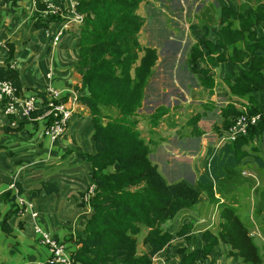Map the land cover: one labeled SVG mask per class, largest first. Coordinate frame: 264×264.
Wrapping results in <instances>:
<instances>
[{"label":"trees","instance_id":"16d2710c","mask_svg":"<svg viewBox=\"0 0 264 264\" xmlns=\"http://www.w3.org/2000/svg\"><path fill=\"white\" fill-rule=\"evenodd\" d=\"M146 1L77 0L76 10L84 17L78 27L76 69L82 78L78 100L87 107L92 122L96 152L84 158L90 165L89 173L96 190L89 203L91 215L82 234L75 237V248L70 252L76 264H152L151 257L163 250L174 235L181 234L171 233L165 227L179 209L198 203L201 193L209 199L214 198L215 193H236L235 189L242 183L239 172L244 164L255 162L259 168L264 167L259 149L250 144L255 137H263L264 122L252 126L247 136L224 144L218 151L213 146L207 149L208 164L194 184L183 179L168 182L158 165L150 160L151 149L138 129L136 118L144 87L157 60L156 49L144 48L139 41L144 19L138 14V8ZM38 6L42 9V5ZM227 8L225 6L221 12ZM239 13L236 26L225 13L228 20L221 15L215 43L201 39L192 44L187 65L192 73L201 74L199 81L203 85L211 87L213 79L204 78L209 68L199 67V62L231 60L232 63L237 60L240 68L234 77H227L225 81L233 96L249 102L248 112L251 113L257 106L254 92L264 89V35L257 37V31L264 30V5L256 4L252 14ZM46 24L40 15L33 17L35 28ZM247 25L253 28L252 32L248 33ZM246 29L248 36L244 34ZM258 38L261 40L256 41ZM223 47L226 54L218 50ZM260 50L263 53H258ZM12 52L10 49V55L0 64V78L9 81L15 93L20 95L23 88L17 70L10 62ZM33 91L42 100L31 113V117H36L45 112L47 96L45 92ZM227 106L221 110L224 126L231 123L230 116L240 112L233 104ZM164 114L159 108L151 115L142 116L141 120L154 128ZM148 130L152 132L151 128ZM245 157L248 159L244 160ZM15 185L21 193L19 184ZM40 190L52 194L58 188L55 183L44 180ZM3 196L4 200L15 198L10 192ZM80 204L85 207L84 203ZM14 215H22V212L13 209L0 217V228L6 234H11L9 219ZM220 216L218 232L206 230L202 234L206 242L203 249L185 254L181 264H191L200 254L206 256L219 240L225 241L229 251L243 263L263 264L259 248L234 201L233 204H221ZM182 230L186 231V227ZM142 232V244L148 247L147 251L138 250V236Z\"/></svg>","mask_w":264,"mask_h":264},{"label":"crops","instance_id":"0c3cea01","mask_svg":"<svg viewBox=\"0 0 264 264\" xmlns=\"http://www.w3.org/2000/svg\"><path fill=\"white\" fill-rule=\"evenodd\" d=\"M177 1L180 3L182 0H175V3L179 4ZM213 1L215 2V0L207 2L212 3ZM220 1L225 2L226 0ZM236 1V4H241L240 0ZM38 4L42 5V0H0V64L10 55V49H12L10 62L19 74L23 93L27 94V91L33 92V90L43 92L50 87L62 91V99L65 100L70 91H78L82 88V78L76 69L79 58L78 25L71 21L67 28L61 31L62 25L71 17L67 13L65 16L52 18L45 27L35 28L33 17L40 15ZM205 4L209 5L210 3ZM225 6L233 10L232 5H225V3L221 5L220 9ZM138 14L144 16L139 10ZM215 15L213 18L212 15L205 17L207 21L213 20L210 23L211 28L207 27L208 23L202 24L203 28L201 27L200 30L198 29L199 24L189 25L188 32L192 37H195L197 40L195 42H199L203 38L210 39L215 43V35L221 17L218 12ZM58 33L60 35L56 44L51 45L52 36ZM257 34L264 35V30H258ZM139 41L142 47L155 48L157 53V60L142 96L143 101L151 107L148 106L146 109L150 108L153 111L152 114L162 108L165 112L162 117L176 114L175 117L179 119L181 115L177 113H193L200 102L210 100L214 106L221 101L220 98L227 100L228 88L224 81L227 74L231 73L234 68L239 69L238 62H236L237 64L215 60L199 62V67L209 68L208 74L204 78L211 77L213 79L212 86L200 84L201 74L196 72L194 73L195 83L191 96L190 91L187 92L188 89L182 85L183 80L178 76V73L177 76H173V73L176 72L174 71L176 67L175 59H173L174 51H172L174 55L172 59L165 63L162 60L163 57L160 56L162 51H158L156 46H151V44L144 46L140 39ZM168 41L175 43L177 40L174 38L167 40L165 48H170ZM214 45L216 46V44ZM218 50L221 53L226 52L225 47L218 48ZM204 57L206 58L207 54ZM50 67L52 75L48 77L47 73ZM184 78H186V74ZM26 88L33 90H26ZM202 90L207 94L200 100ZM225 101L224 103H227ZM220 107L214 106L211 109L221 111ZM77 113L65 133L54 143H51L49 140L45 141L42 133L44 117L36 116L29 120L19 114L5 116L0 109V217L13 210L11 201L4 200L3 195L7 192L11 193L9 188L11 183H17L22 189L20 194L34 204L39 213V223L42 228L65 242L70 249L75 248L73 241L75 237L82 234L85 223L91 215V209L81 206L80 196L86 186L93 182L89 173L90 165L85 161L84 156L94 155L96 152L89 111L83 105L77 109ZM216 117H218L216 121H212L207 127H204L201 120L207 121L208 115L202 114L199 120L196 119L194 123L190 124V133L180 139L182 145H186L188 148L179 149L176 153L179 157L189 158L191 163L187 166V171H193L197 173V176L208 164L206 152L213 146L214 134L212 135V133L223 119L221 114ZM171 137H175V135L173 134ZM197 150L198 157L193 161L191 157H196ZM166 152L168 153V151ZM170 154L176 157V154ZM261 155L263 156L264 152L261 151ZM163 176L165 175L163 174ZM181 179L189 183L186 179ZM44 180L55 183L58 191L52 194H47L44 190L38 191ZM191 183L194 182L191 181ZM255 184L260 186L259 182ZM219 195V193H215L214 197ZM206 199L201 193L198 203L192 207L178 210L176 218L169 222L166 228L171 233L181 232V234L174 235L152 264H181L185 254L196 249H203L206 242L203 241L202 234L206 230L218 232L219 222L222 221V218L220 208L216 203L205 209L208 212L207 217L200 215L205 211L203 205ZM258 200L261 201L260 198ZM216 208L219 210V220L215 219L214 221L210 217L213 216ZM215 222H217L216 225ZM9 224L12 229L11 235L5 234L0 228V264H44L48 257V250L39 243L37 238H34L30 230H26V227L31 229L28 215H14L9 219ZM184 226L186 231L182 230ZM147 249L148 247L143 244L138 248L139 251H147ZM191 264L245 263L229 251L225 241L219 240L206 256L198 255Z\"/></svg>","mask_w":264,"mask_h":264},{"label":"rangeland","instance_id":"374dc122","mask_svg":"<svg viewBox=\"0 0 264 264\" xmlns=\"http://www.w3.org/2000/svg\"><path fill=\"white\" fill-rule=\"evenodd\" d=\"M207 1L208 0H182L180 1L181 4L177 1V3L180 4V8H179L178 7L179 4H176L175 0H148L147 2H144L141 4V8L140 6L138 8L139 12L143 13L144 15L143 19L145 23L144 27L139 32V39L141 40L142 45L145 46V44H148V45L151 44V46H156L158 51H162L160 56L161 58L163 57L162 60L165 63H168L172 59V57L174 56L172 51H174L175 57H173V59H175L174 63L176 65V67L174 68V71L176 72L173 73V76H177V73H178V76L183 80L182 85L188 89V90L186 89L187 92L190 91L191 96H192V91H193L192 87L195 83V78H194L195 75L194 73H191L187 65V55H188L190 47L197 40L195 39V37H192L189 34L188 32L189 25L199 24L198 29L200 30L202 27V24L208 23L207 27L211 28L210 23L213 22V20L210 19L207 21L205 17H207V15L208 16L212 15V18H213L214 16H216L215 15L216 12H218V14L222 15L223 18H225L226 20H228V18L229 19L231 18V20L234 21L233 26H236L238 25V22L236 20L240 18L237 13L239 12L251 13L252 8H254L256 4L264 5V0H263V3H262V0H240L241 4L239 3L236 4L237 3L236 0H226L225 2L224 1L222 2L220 0H215V2L213 1L212 3L207 2ZM205 3H210V4L207 5ZM223 3H225V5H232L234 9L233 13L230 12L231 8L229 7L221 12L220 8ZM229 12L230 14L228 17L227 13ZM224 13L226 14L228 18L224 15ZM160 14L163 16H161ZM233 14H235V17ZM239 23H240V20H239ZM249 28H250V31L248 33L252 32L253 30L251 26L248 27L247 25V29ZM247 29L244 30L245 36H248L246 35ZM257 37H259V35H257ZM171 38H174L177 41L175 43H171L168 41V45L170 46V48H165L164 45L167 43V40H170ZM258 40H261V39L259 38L256 39V41ZM163 47L164 49H162ZM259 52L263 53V50H260ZM244 55L245 54H243V58H244ZM230 61H227V62L231 63ZM236 61L235 60L232 61V64L233 63L237 64ZM236 70L237 69L234 68L231 71V73L227 74V77H231V76L234 77ZM185 74H186V78H184ZM226 82L227 80L224 81L225 85L227 86ZM200 84H203V82L200 81ZM28 90H31V89H28ZM27 94H34V91L33 92L27 91ZM206 94L207 93L204 90H202V92H200L201 96L199 97V99L202 100V97L203 96L205 97ZM226 97H227L226 101H225V98H220L219 100L221 101L218 104H215L214 106H221L220 109L226 107L227 105L230 107L233 101L239 99L236 96H233L229 88H228V94ZM224 101L227 103H224ZM245 101L246 100H243V99L241 100V102H245ZM148 106L149 105L146 102H144L142 98V104L140 108L137 110L136 118L138 120V123H137L138 129L141 131L142 136L149 143V147L151 149L149 158H151L152 162L158 165L159 171L165 175L164 177H166V180L168 182L170 181L174 182L178 179L184 178L187 181H189V183L191 181L195 183L197 173H194L193 171L192 173L189 170L187 171L188 169L187 166L191 163L189 162V158H187L188 159L187 160L185 158L179 157L176 153L179 149L182 150L184 148H188L186 145L184 146L182 145V142L180 139H183L184 137L187 136V134L190 133L191 122L193 123L196 119L199 120L202 114L208 115L207 121H204L203 119L201 120L202 125L204 127H207L209 123H211L212 121H216V119L218 118L216 116H219V114H221V117H222L223 113H221V111H219L218 109H214V110L211 109L214 107L213 102L210 100H206V102L198 103L196 106L198 108L197 109L195 108L196 110L193 113H187V112H184L181 114L177 113L178 115H181L179 119L175 117L176 114H173V115L170 114L165 117L161 116L159 118L157 125L154 126V128H152L151 126L149 127L148 122L141 120L142 116L145 117V116L152 114L153 111L150 110L151 108L150 106H149L150 108L146 109ZM76 116L77 114H73L69 122V125H71V122ZM197 116L198 118H196ZM69 125L68 127H70ZM150 128L152 132H149L148 129ZM173 134L175 135V137H171ZM213 134H214V137H213L214 143L212 142V145L216 143L215 129L212 135ZM44 139L45 141H47L48 137L44 136ZM250 144H252L254 147H257L259 149V154L261 155V151L264 152V149H263L264 148L263 147L264 135L262 138L253 139V141H251ZM163 145H168V146L161 147ZM245 149L250 150L249 148H245ZM245 149L243 150L246 151ZM166 151H168V153ZM170 153L176 154V157L171 156ZM197 153H198V150L195 152L196 157H191L192 158L191 160L194 161L198 157L199 153L198 154ZM239 154H240V151H239ZM263 158H264V155H263ZM246 159H248V157L244 158V160ZM239 173H240V178H241L242 183L240 184V186H238L235 189L236 193L227 192V191H224L223 189L225 193L219 196H215L214 198H211V199H209L205 194H203L204 197L207 198L206 200H204L205 204L203 205L204 206L203 210L213 205V203H216L218 207L220 208L221 204L223 203L233 204V201H234V205L238 208L240 212V215H241L240 217L249 227L250 235H252L256 245L259 248L260 254L262 255V258H263V264H264V190H262L264 189L263 188L264 187V167L259 168L255 164V162L253 163L249 162L243 165ZM256 182H259L260 186H256L255 184ZM253 187L255 188L252 190ZM259 198L261 199V202L258 200ZM10 203L13 207V202H10ZM207 214L208 212H206L205 210L204 213L200 215L203 217H207ZM218 214H219V210H217L216 208V210H214L213 216L210 218L214 221L215 219L219 220ZM175 218L176 216L168 220V222L165 223V227L166 225L168 226L169 222H171ZM216 223L217 222H215L214 224L216 225ZM26 230L27 231L30 230L34 238L38 237L32 231V228L30 229L29 227H26ZM143 234L144 232H142L138 236V248L142 246V235ZM7 235H11V234H7Z\"/></svg>","mask_w":264,"mask_h":264},{"label":"built area","instance_id":"2783aa9c","mask_svg":"<svg viewBox=\"0 0 264 264\" xmlns=\"http://www.w3.org/2000/svg\"><path fill=\"white\" fill-rule=\"evenodd\" d=\"M76 5L77 0H42V9H39V12L40 16L43 17L47 23L50 21L49 19L58 16L62 17L69 13L71 17L62 25L61 31H63L71 21L76 23L78 27L83 23V14L77 12ZM59 35L60 33L52 36L51 45L56 44ZM51 75L52 70L50 67L47 76L50 77ZM43 92H45L47 96L45 102L47 108L43 114L39 115L45 118L42 133L44 136L48 137L51 143H54L65 133L73 114H78L77 109L84 104L80 103L78 100L77 90L70 91V93L66 95L65 100L62 99L63 94L60 90L49 87ZM0 97L3 115L15 116L19 114L29 120L33 118L31 117V113L42 104L41 98L35 93H22L17 95L12 84L1 78ZM254 98L257 101V106L255 112L251 113L248 112V107L250 106L249 102H241L240 99L233 101L232 104H234L236 109L240 112L237 115L229 117L231 122L229 125L224 126L223 121L217 125L215 130L216 143L213 145L215 151H218L224 144H232L241 136H247L252 126H257L264 122V89L255 91ZM47 121H49V123H47ZM257 138L258 137H255L254 139ZM9 188L11 193L15 195L14 200H11V202H13V209L20 210L22 214L28 215L31 221L32 231L38 236L37 240L48 250V257L44 264H76L71 259V249L69 246L42 228L39 223V213L36 211L34 204L27 201L18 193L15 183H11ZM95 190L96 184L91 182L82 191L83 193L80 196V202L84 203L88 209H90L89 203L95 194ZM160 252L155 253L151 257V262L158 257Z\"/></svg>","mask_w":264,"mask_h":264}]
</instances>
